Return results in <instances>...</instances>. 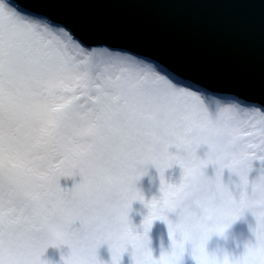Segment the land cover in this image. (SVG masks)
<instances>
[{
    "label": "snow or ice",
    "instance_id": "obj_1",
    "mask_svg": "<svg viewBox=\"0 0 264 264\" xmlns=\"http://www.w3.org/2000/svg\"><path fill=\"white\" fill-rule=\"evenodd\" d=\"M36 2L0 0V264H47L46 250L61 246L70 250L62 264H104L103 244L111 264L129 246L133 264H169L167 251L155 258L149 247L157 220L181 264L187 236L177 239L179 225L163 209L209 165L217 177L224 169L239 176L232 222L249 210L255 218L243 264L264 253V199L256 198L264 176L249 179L253 161L264 165V105L193 88L139 54L87 46L67 24L26 6ZM141 163L155 164L164 198L162 207L148 204L138 232L125 192ZM173 165L182 170L176 185L165 180ZM76 175L71 190L61 187ZM204 255L203 242L191 246L196 264Z\"/></svg>",
    "mask_w": 264,
    "mask_h": 264
},
{
    "label": "water",
    "instance_id": "obj_2",
    "mask_svg": "<svg viewBox=\"0 0 264 264\" xmlns=\"http://www.w3.org/2000/svg\"><path fill=\"white\" fill-rule=\"evenodd\" d=\"M91 47L160 63L215 93L264 105V0H37Z\"/></svg>",
    "mask_w": 264,
    "mask_h": 264
},
{
    "label": "clouds",
    "instance_id": "obj_3",
    "mask_svg": "<svg viewBox=\"0 0 264 264\" xmlns=\"http://www.w3.org/2000/svg\"><path fill=\"white\" fill-rule=\"evenodd\" d=\"M181 154L189 163H194L186 151ZM225 158H229V156L226 155ZM149 166L156 169L157 176L154 177L150 174ZM207 168L208 166L202 170L203 174L198 171L196 177L190 183H186L183 189L171 197L173 200L172 210L170 211L168 208H164L163 214L168 216V218L169 214H175V220H169L174 225H179L176 233L177 239H182L184 236H187V245L190 244L191 246L193 244L200 245L203 242L205 255L202 259L205 264H243L245 250L241 254L235 255L230 248V244L235 243V238L231 236L229 230L236 222H232L231 216L238 204V201L234 199L237 183L231 180V176L228 181L224 179L223 173L225 169L217 177L216 168H214V176L206 174ZM229 173L235 174L239 178L236 173L230 171ZM135 176L137 178L130 182L125 192L126 200L130 201L127 216L132 222L130 213L133 211V204L139 202L147 210L146 214L143 215L142 225L145 217L152 211L148 207V204L155 200L158 206L162 207L164 193L161 191V177L155 164H138L135 170ZM257 176H264V165L260 166ZM145 177L148 179L150 192L154 182L157 179L159 181L158 186H156V193H153L149 198H146L143 188L138 186ZM166 182L170 185H176L180 180L178 183L169 180H166ZM256 198L264 199V185L257 188ZM254 207L257 210H261L259 205H254ZM137 211L139 213V210ZM248 212H251V210ZM205 237H207L206 240ZM213 237H216L215 246L212 251H209L208 244ZM249 243L250 241L243 242L244 249ZM170 248L171 251H167L169 253V264H176V258L171 255V238ZM183 258L184 256L182 257L181 264H183ZM47 264H51V262L47 261ZM248 264H264V253L257 252L254 256L248 257Z\"/></svg>",
    "mask_w": 264,
    "mask_h": 264
},
{
    "label": "rangeland",
    "instance_id": "obj_4",
    "mask_svg": "<svg viewBox=\"0 0 264 264\" xmlns=\"http://www.w3.org/2000/svg\"><path fill=\"white\" fill-rule=\"evenodd\" d=\"M130 54V53H129ZM161 65V64H160ZM176 78L179 77L175 75ZM179 79L184 80L186 84H190L193 88H197V85H194L189 80H186L185 78L179 77ZM259 107V106H256ZM171 151H175V149H170ZM207 151V146H202L198 150V155H200L202 158L204 157V153ZM261 162L258 160L253 161V170L249 174V179H253L257 176L258 170L261 166ZM149 171L152 176H157V171L154 167L149 166ZM206 174L209 176H214V167L212 165H209L206 169ZM182 175V170L178 165H173L172 168L165 170V179L169 180L171 182L178 183ZM224 179L226 181L229 180V177L231 176V180L235 181L236 183H239V178L235 174H230L228 169L224 170L223 173ZM80 176L76 175L73 178H61L60 185L62 188H68L71 190V188L74 186V184L80 182ZM159 181L158 179L154 182V185L151 189V192L149 191V185H148V179L147 177L143 178V180L138 185L139 187L143 188L146 194V198H149L153 193H156V186H158ZM139 210V213L138 211ZM146 209L142 207V205L139 202H135L133 204V211L130 213V217L132 219L133 225L136 226V231L142 232L143 228L141 226V221L143 218V215L146 214ZM169 219L175 220V214H169ZM79 225L77 224V227ZM255 226V218L252 216L251 212H246L244 216L240 219H238L230 228L231 236L235 238V243L230 244V248L233 251L235 255L241 254L244 249V241H254V236L252 235L251 228ZM149 239H150V245L149 247L153 251V256L155 258H159L162 251H171L170 248V238L168 234V227L166 222L164 221H154L151 230L149 231ZM216 237H213L212 240L209 241L208 244V250L212 251V249L215 246ZM69 249L66 246H61L59 249L49 247L45 255L42 257L45 261H50L51 264H62L61 257L67 256L69 253ZM131 246H129V250L123 254L121 264H133L131 260ZM98 257L104 261V264H111V253L108 249L107 244H103L98 249ZM183 264H195V261L192 259L191 256V245H186V251L183 258Z\"/></svg>",
    "mask_w": 264,
    "mask_h": 264
}]
</instances>
